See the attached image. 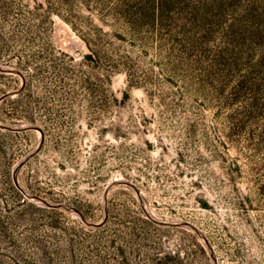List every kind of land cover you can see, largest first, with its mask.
Listing matches in <instances>:
<instances>
[{
	"label": "rangeland",
	"instance_id": "1",
	"mask_svg": "<svg viewBox=\"0 0 264 264\" xmlns=\"http://www.w3.org/2000/svg\"><path fill=\"white\" fill-rule=\"evenodd\" d=\"M0 64V264H264V0H0Z\"/></svg>",
	"mask_w": 264,
	"mask_h": 264
},
{
	"label": "water",
	"instance_id": "2",
	"mask_svg": "<svg viewBox=\"0 0 264 264\" xmlns=\"http://www.w3.org/2000/svg\"><path fill=\"white\" fill-rule=\"evenodd\" d=\"M0 71H2V72H13L14 69H12L10 67H6V66L0 64ZM21 89L22 88H20L17 91H9V92L3 94L2 96H0V104L6 98L19 93ZM0 128L3 129V130H8V131H21V130H24V129H36V130H40L42 132L41 128H39L36 125H31V124H28V125H26V124H19V125L0 124ZM41 144H42V141H41L40 145L37 148H35L33 151H31L28 155H26L19 162V164L17 165V167L15 168V171H14V179H15V181L17 180V171H18V169L36 154V152L40 148ZM16 184H17V181H16ZM116 185H132V183H130L128 181H125L123 179L115 180L107 188L106 194L108 193V191L111 188H113ZM132 186L134 187V185H132ZM21 190L24 191L29 198H32V199L34 198L41 205H44V206H47V207H50V208H59V209H66V210H69V211H75V212L79 213L80 215H82V213L76 207H73L71 205H67V204L61 203V202H51V201H49L47 199H44L42 197L34 196L33 194H31L30 192H28L27 190H25L23 188H21ZM155 221L159 222L158 220H155ZM90 224L91 225H95L94 223H90ZM165 224L172 225V226H181V227H184V228H187V229H190V230H193V231L197 232L200 235V237H202L204 243L207 245L208 249L210 250V253H211V255H212L213 259H214V264H216V260H215L213 251L211 249V246L209 245L206 237L202 234L200 229H198L196 226H194L193 224H191L189 222L174 221V222H169V223H165Z\"/></svg>",
	"mask_w": 264,
	"mask_h": 264
},
{
	"label": "trees",
	"instance_id": "3",
	"mask_svg": "<svg viewBox=\"0 0 264 264\" xmlns=\"http://www.w3.org/2000/svg\"><path fill=\"white\" fill-rule=\"evenodd\" d=\"M89 44V43H88ZM91 46V45H90ZM93 55L94 52L93 50L90 51L89 54H87L85 57L86 59H93ZM29 89H30V83L29 81H26V83L24 84V86L22 87V89L20 90V92L15 95V96H10L8 98H6L5 100L2 101V103L0 104V124H21L24 122H27L31 125H36L39 128H41L43 130V126H41L37 119H35L32 115V113L30 112V106L28 104V96H29ZM8 90H0V96H2L3 94L7 93ZM9 107L11 109H9ZM9 110H12V114L10 115L8 113ZM20 111V113H18ZM30 129H24L21 130L23 131H29ZM18 133L19 131H14V132H10V131H2L0 129V134H13V133ZM0 150H3L2 148V144H0ZM20 194V193H19ZM54 210V209H52ZM82 214L83 212L81 211V209H78ZM111 212V207L110 205H108L107 207V214L109 216ZM176 264H182L181 259L178 256L174 257Z\"/></svg>",
	"mask_w": 264,
	"mask_h": 264
}]
</instances>
